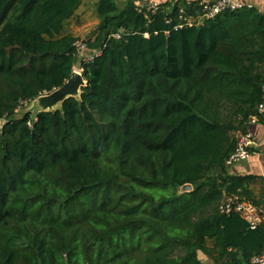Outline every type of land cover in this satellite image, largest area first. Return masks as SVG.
<instances>
[{
  "label": "trees",
  "instance_id": "16d2710c",
  "mask_svg": "<svg viewBox=\"0 0 264 264\" xmlns=\"http://www.w3.org/2000/svg\"><path fill=\"white\" fill-rule=\"evenodd\" d=\"M82 1L0 0V264H248L264 225L219 208L264 207V179L225 165L264 124V15L97 0L80 96L17 117L71 78Z\"/></svg>",
  "mask_w": 264,
  "mask_h": 264
},
{
  "label": "built area",
  "instance_id": "2783aa9c",
  "mask_svg": "<svg viewBox=\"0 0 264 264\" xmlns=\"http://www.w3.org/2000/svg\"><path fill=\"white\" fill-rule=\"evenodd\" d=\"M157 4L153 1L147 2V9L149 11H155L157 9ZM202 15L199 17V21L210 20L222 11L230 9H238L236 7L230 6L226 1H218L213 4L201 3ZM189 24H191L189 22ZM116 38H118L116 36ZM75 55L78 58V67L74 69V72L81 73L80 65L83 63H88L93 61L94 58H97L101 55L98 52H91L85 41L76 40L74 43ZM29 103L22 102L17 111L21 106L27 105ZM258 112L261 115H264V103L258 107ZM257 122L256 118H252L250 125ZM2 121L0 120V124ZM253 137L249 131L245 134L237 137L236 147L234 152L226 160L225 165L227 168H230L234 165L245 161L249 157V147L252 145ZM221 214L229 215L231 213L237 214L248 226L249 229L254 230L257 227L264 225V207H257L253 204L240 199L237 196H228L224 199L222 205L219 208ZM248 264H264V250L260 255L253 257Z\"/></svg>",
  "mask_w": 264,
  "mask_h": 264
},
{
  "label": "crops",
  "instance_id": "0c3cea01",
  "mask_svg": "<svg viewBox=\"0 0 264 264\" xmlns=\"http://www.w3.org/2000/svg\"><path fill=\"white\" fill-rule=\"evenodd\" d=\"M117 3L122 4L127 0H115ZM137 7L147 8V2L153 1L157 5L166 3H175L177 1L194 2L212 4L222 0H132ZM230 6L241 8H252L260 14L264 15V0H224ZM80 9V8H79ZM78 9V10H79ZM78 12V11H77ZM76 12V14H77ZM75 14V16H76ZM95 36V34H94ZM94 38V37H93ZM248 131L251 133L253 140L252 145L249 147V157L245 161L228 168V172L233 176H253L256 178L264 179V124L256 122L249 125ZM259 184L253 186V193L258 196ZM203 264H212L211 261L201 255L199 257Z\"/></svg>",
  "mask_w": 264,
  "mask_h": 264
},
{
  "label": "rangeland",
  "instance_id": "374dc122",
  "mask_svg": "<svg viewBox=\"0 0 264 264\" xmlns=\"http://www.w3.org/2000/svg\"><path fill=\"white\" fill-rule=\"evenodd\" d=\"M96 1L97 0L82 1L76 16L66 26V33L73 35L74 38L81 41L93 39L98 24V19L94 11V4ZM37 113L38 109L36 104L32 102L21 106L16 115L17 117H22L24 114H29L31 118H34Z\"/></svg>",
  "mask_w": 264,
  "mask_h": 264
},
{
  "label": "water",
  "instance_id": "95a60500",
  "mask_svg": "<svg viewBox=\"0 0 264 264\" xmlns=\"http://www.w3.org/2000/svg\"><path fill=\"white\" fill-rule=\"evenodd\" d=\"M85 86L86 82L81 73L73 72L71 78L62 87L34 101L38 113L51 112L58 109L66 100L78 98L81 89ZM192 191L193 187L191 185H184L180 188V193H190Z\"/></svg>",
  "mask_w": 264,
  "mask_h": 264
}]
</instances>
